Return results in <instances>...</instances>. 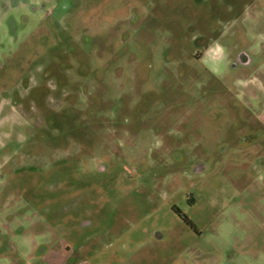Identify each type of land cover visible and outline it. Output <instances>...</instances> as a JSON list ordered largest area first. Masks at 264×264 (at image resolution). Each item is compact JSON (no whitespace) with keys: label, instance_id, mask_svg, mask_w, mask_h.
<instances>
[{"label":"rangeland","instance_id":"1","mask_svg":"<svg viewBox=\"0 0 264 264\" xmlns=\"http://www.w3.org/2000/svg\"><path fill=\"white\" fill-rule=\"evenodd\" d=\"M59 1L0 9V108L43 88L54 102L42 106H59L61 117L45 127L57 137L52 151L47 138L29 145L16 135L22 105L0 115V235L17 250L0 242V264H264V134H246L264 130L259 0L218 24L253 56L232 69L213 47L207 67L226 86L193 57L188 27L196 6L228 0H66L64 15L54 11ZM174 14L183 28L174 60L185 79L168 76L157 99L176 108L150 107L137 122L122 115L139 95L130 70L141 63L149 82L167 74ZM204 81L206 97L196 94ZM187 83L193 96L183 94Z\"/></svg>","mask_w":264,"mask_h":264},{"label":"flooded vegetation","instance_id":"2","mask_svg":"<svg viewBox=\"0 0 264 264\" xmlns=\"http://www.w3.org/2000/svg\"><path fill=\"white\" fill-rule=\"evenodd\" d=\"M229 7L226 5H222L219 2H214L212 5L208 7H200L199 5L196 6V11L195 15L193 16L194 19H192V23L189 25V30L192 35V41L196 47L199 48V51L194 52V58L198 60V62H201L206 69V71H209V75L216 79L219 80V82L222 83L223 86H226V80H222L219 75H217L214 71L211 70V67H207V57L211 56L213 54V49L215 48L216 50H221L222 55L220 56L221 58L224 59L225 63L229 65V67L233 68H238V67H249L253 64V59L252 55L248 53L247 49H244L241 46L240 43V35L236 31H230L229 29L223 30L218 27V24L220 20L225 19L227 16H229L234 12H238L239 14H242L245 8H247V5L249 4L247 0H240L239 3L234 1V4H232L231 0H228ZM29 0H2L0 3L1 11L6 10L8 7H13L17 6L18 4L21 3H28ZM257 2V1H256ZM54 11L56 14H67L68 8L66 6V0H60L58 4L54 7ZM53 11V12H54ZM256 14L259 15V18L261 15H264V0H259L257 2V9H255ZM175 19L171 20L170 23H168L171 27L173 28L176 32V34L172 37H168L166 40V46H167V55H166V62L169 63L170 65L167 64V66L164 68V72L166 71L167 74L161 78H154L152 82L148 81V77L145 74V70L141 63H138L132 70H130L129 73V84L137 86V90H139V95L138 97L132 101L127 103V109H126V104L123 105V110H122V115L127 116L128 113H132L136 115L135 121L140 122L141 117L139 115V112L141 111H147L150 107L152 109L156 106V108H159L158 106L161 107H171V108H176V104L173 105V102L170 103H164L162 104L165 100L157 99L159 96L163 94L162 87L165 86V89L169 86L167 79L168 78H173L176 82L180 83L183 85V82L185 79L184 78V69H180L179 66V60H174V53L178 50V47L180 46V41L178 39L177 33L183 30L181 26V22L178 19L179 15H175ZM200 18V21L197 20V18ZM217 16L218 22L217 24L213 26L211 23V20L208 19V17H214ZM159 17V16H158ZM162 17H159V21H161ZM215 19V18H214ZM13 23V21H12ZM212 24V25H210ZM173 26V27H172ZM214 47V48H213ZM171 67V68H169ZM52 67L50 66L48 68V71L50 72V69ZM50 75V73L48 74ZM169 76V77H168ZM168 77V78H167ZM226 77V76H225ZM165 78V79H164ZM149 83L148 86H146ZM144 84V85H143ZM209 83L200 82V92L197 91L196 94L200 95L201 90L202 92L204 91V94L202 93L201 95L209 96L208 91L206 89L208 88ZM183 87V94L186 95L188 94L189 96L194 93V85L191 83H187V85ZM160 89V91H159ZM33 88L29 90V93H25L24 96L19 94L18 99L15 98V100H11L9 103H6L0 108V115L1 114H7L8 111H11L12 108L17 107L18 105H22V107L25 109V122H21L19 125L18 123L16 124V127L20 126V129H16V135L19 133H24L26 136H28L29 140V145L30 141L33 142L34 140L39 142V145H44L45 140L43 142V139H46L49 141L48 145H51L49 147L52 151L57 149L58 145H55L54 143H51L50 140H55L57 137L56 135H48L46 128L52 127L54 125H57L60 122V116L58 115L57 112H59V106L55 105V107H43L42 106V101L45 102V104H50L51 102H54V97L53 94L49 92L47 89L41 88L39 91L40 93L34 94ZM168 90V89H167ZM37 91V92H39ZM207 92V94L205 93ZM29 97V98H28ZM92 101L95 102L96 95H91ZM29 99V100H28ZM87 102L89 101L88 99H85ZM85 102V103H87ZM94 102H91L90 104L95 106ZM1 103V99H0ZM88 104V103H87ZM161 104V105H160ZM179 105V103H178ZM29 113V114H28ZM134 115V116H135ZM37 123L36 125H32L31 123ZM123 126L124 124L128 122L126 119L125 121L122 119L120 121ZM5 125H8L13 132L15 131V128L12 126L11 123L4 122ZM25 124V126H24ZM263 125H264V120H263ZM46 127V128H45ZM264 130H256V129H250L246 132L247 135L251 134L253 137H258L262 136L264 133ZM26 139V138H25ZM32 139V140H30ZM28 150H30V146L27 147ZM50 149H44V147H41L40 151L38 150L37 152L39 153H44L46 150ZM33 150V149H31ZM34 152V150H33ZM199 170H202L203 167L199 162L198 165ZM177 212L181 216V220H183L187 226H189L191 229L195 230L197 233H201L200 229L198 226L195 224V222L190 219L191 217L188 216L186 213H184L182 210L177 209ZM158 238H162L159 235V232L157 231L154 234ZM3 239H2V238ZM0 242H1V248L2 249H12L14 251L16 250V247L14 244H12L9 240V238L3 237L0 235Z\"/></svg>","mask_w":264,"mask_h":264},{"label":"crops","instance_id":"3","mask_svg":"<svg viewBox=\"0 0 264 264\" xmlns=\"http://www.w3.org/2000/svg\"><path fill=\"white\" fill-rule=\"evenodd\" d=\"M0 5H1V3H0ZM0 9H1V7H0Z\"/></svg>","mask_w":264,"mask_h":264}]
</instances>
